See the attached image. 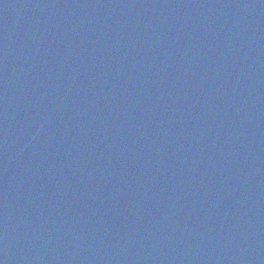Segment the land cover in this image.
Masks as SVG:
<instances>
[{
	"label": "water",
	"instance_id": "obj_1",
	"mask_svg": "<svg viewBox=\"0 0 264 264\" xmlns=\"http://www.w3.org/2000/svg\"><path fill=\"white\" fill-rule=\"evenodd\" d=\"M0 264H264V0H0Z\"/></svg>",
	"mask_w": 264,
	"mask_h": 264
}]
</instances>
